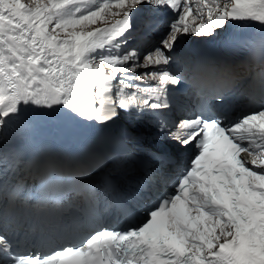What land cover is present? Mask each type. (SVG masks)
<instances>
[{
	"label": "bare ground",
	"instance_id": "6f19581e",
	"mask_svg": "<svg viewBox=\"0 0 264 264\" xmlns=\"http://www.w3.org/2000/svg\"><path fill=\"white\" fill-rule=\"evenodd\" d=\"M28 1L0 0V105L1 114L6 112L9 115L8 117L2 116L5 127H12L18 133L25 135L26 150L30 152L36 147V135L41 133L44 137L46 135L50 137L53 129L50 124L56 126L61 120L82 118V112L85 108L96 103L95 99L98 95H102L104 99L117 101L125 109L129 124H132L137 130H131L130 142H134L140 150L143 147H146V150L139 151L135 155V159L129 156L124 157L120 161L106 166L101 173L79 181V185L92 189L98 180L113 177L119 183L118 190L107 192L98 188L97 190L77 191L73 192V201H77L89 209H94L96 214H93L92 218L101 221L113 222L114 219L110 213L122 214L129 205L135 209L136 215L143 214V207L137 208L138 203H143V200L148 199L149 196L152 199L159 197L161 194L157 189L162 191L171 189L170 183L175 179L176 173L181 172L187 157L195 151L193 146L179 150L174 148L193 143L186 139L185 135H180L185 132L183 128L174 127L168 131L166 130L167 126H163V121L161 125L157 123V118H160L164 112L162 100L174 99V96L170 94L173 90L172 82L168 80L164 84L171 69L169 67L178 55H185L188 61L190 58V62H193L192 56L187 52V47L193 37H189L182 44L181 47L185 46L183 53L167 54L160 61L165 64L164 66L170 62L169 67L165 69L163 79L136 82L137 85L148 86L147 91L150 93L146 92V97L138 93L140 99L134 96L127 98L128 90L116 84L123 79L120 76V67L123 62L119 61L121 57L123 58V54L128 52L126 44L134 41L130 38L128 41H124V35L128 32H125V28L135 21V15L139 11L143 13L148 8H150L149 11L155 10V6L146 5L144 7L146 9H142L138 6L143 5L142 0H35L37 5L34 2V4L24 6L23 4ZM100 1L104 3L101 9H97ZM157 1V4L164 1L165 5L173 7V15H175L177 3L183 0ZM202 1L205 2L203 7L193 2L196 12L189 19L183 17V21L205 22L204 32L218 36H223L225 33L226 26L231 20L230 10L232 8H235V20L244 21L249 18L247 12L252 6L264 3V0H238V3L235 0ZM48 3L53 7L52 11L56 16L49 15L40 18L41 10L36 7ZM202 8L205 11L203 16ZM93 11L95 12L93 13ZM208 11L209 15L207 16ZM262 12H264V6ZM163 13L166 14L165 11H160V15ZM148 25L149 27L146 26L145 29L143 26L141 27L142 36L144 32L150 31L151 27L152 33L163 28L156 26L155 22L152 24L148 22ZM238 26L235 24L234 28L236 29ZM131 33L132 31H130ZM179 33L180 30L174 29L169 37ZM185 35L184 33L183 36ZM100 55H107V59L104 61H107L109 68L103 66L96 70V67H93ZM124 63L137 66L134 56H130ZM150 65V67H154L153 64ZM144 69L145 67L141 69L138 65L136 70L143 71ZM187 70L192 71L191 64ZM104 72L107 74L103 78L112 76L111 79L113 78L114 81V87L107 91H102L97 85V81L100 79L97 74ZM239 73L237 85L241 88H244L247 78H251L253 82L260 81L259 84L264 85V62L243 65L239 69ZM236 77L230 76L223 81L210 84L212 86L226 85ZM196 83L197 85L203 83L202 75L196 76ZM94 84H96L95 87H93ZM132 90L135 89L132 88ZM179 99L189 103L188 96H182ZM134 106L137 107V113L133 112ZM140 107L150 108V110L140 114L138 113ZM135 114H137L136 117L133 116ZM193 118L195 117L190 118L189 115L184 114L181 120ZM154 119L155 121H153ZM44 123L48 125L43 127ZM0 124L3 129V123L0 122ZM188 125L193 132L198 129V126L193 125L192 121ZM162 130L165 135L170 133L174 138L162 146L170 148L173 154L167 156L162 162L155 163L156 157L148 151V145H156L154 144L155 140L160 136ZM263 141L264 133H261L258 141L251 145V149L247 153L249 161L253 159L264 163ZM3 143L4 137L2 136L0 139V163L6 167H12L9 157L3 152ZM151 148L158 149V147ZM157 151L164 150L161 148ZM138 159H150L149 166L144 169L139 165ZM0 168H2L1 165ZM2 174L0 171V177ZM163 179L166 182H163ZM210 222L214 224L213 230L203 236L204 243L196 245V248L215 249L225 239V235L228 232L230 234L229 226L221 225L215 215L212 216ZM130 224L126 223L127 226Z\"/></svg>",
	"mask_w": 264,
	"mask_h": 264
},
{
	"label": "rangeland",
	"instance_id": "374dc122",
	"mask_svg": "<svg viewBox=\"0 0 264 264\" xmlns=\"http://www.w3.org/2000/svg\"><path fill=\"white\" fill-rule=\"evenodd\" d=\"M28 1V0H27ZM103 1V0H102ZM100 1L98 3L97 9H101V6L103 5L104 2ZM154 0H151V3ZM157 0H155L156 2ZM34 2H36L35 0H29L28 2H25L23 5L24 6H29L30 4H34ZM102 2V3H101ZM193 2H196L200 5V7H203V5H205V2L202 0H193ZM28 3V4H27ZM143 5H151V3L149 2V0H142L141 2ZM37 5V2H36ZM155 6H157L158 4L155 3ZM160 7V6H159ZM37 9L39 8L41 11L39 12L40 18L42 17H48L49 15H53L56 16L54 11H52L53 7L51 6L50 3L48 4H44L42 6H38L36 7ZM150 11V14H155L158 15L159 11ZM95 11H93L94 13ZM184 12V9L181 10L179 17L182 16ZM201 13L202 16L205 15V11L204 8L201 9ZM206 15H209V11L206 13ZM159 18L157 17H150L149 18V23H153L155 22L157 25L156 26H162L163 28L158 29L155 34L152 33L151 36L149 38H147L146 40H144V42L140 43L139 46H134V44H130L127 45L128 48V52L123 54V58L121 57L119 62H123L122 66L120 67V71H118V73H120V76L123 77V79L120 80L119 83H117V85H119L121 88L123 87L124 89H127L128 91V96L127 98H131V96H134L135 98H141L139 94L144 95L146 92H148V86L143 85L142 84H138L137 85V81H141V80H146L148 81L149 79H151V81H154L159 79L160 80V73H162L164 71L165 66L160 64L161 66H158L157 69H155V67H150V63L149 61L151 59H153L155 54L158 55H163L164 53H167L169 51H171V48L175 47V51L176 53H180V48H178L180 41H178V39H180V35L183 31H185V34H187L188 32H192L193 28H189L186 27V23H183L182 26L178 25V24H174L175 21L179 22L178 19H175V21L170 20V21H166V18H162L160 20H158ZM46 26V24H45ZM193 26V23L192 25ZM177 29L180 30V33L178 35H170L171 31ZM169 30V31H168ZM157 34H159L157 37H155ZM162 35V36H161ZM165 37V38H164ZM149 42V43H148ZM149 48V49H148ZM130 56H134L135 60L137 61V66L135 65H129V64H125L124 62L126 61V59H129ZM151 56V57H149ZM103 57V58H102ZM159 59H162L164 56H158ZM107 59V55L105 56H99L97 59V62L93 65V67H96V70L99 67H107L109 68V64L107 63V61L105 62L104 60ZM101 60V61H100ZM103 60V61H102ZM104 62V63H103ZM139 67L142 69L143 67H145V69L142 71H137V67ZM98 66V67H97ZM125 68V69H123ZM137 71V73H136ZM133 84V85H131ZM138 87V88H137ZM132 88H134L135 90H132ZM137 88V89H136ZM132 90V91H131ZM150 93V92H148ZM141 95V96H142ZM137 113V112H135ZM140 113V112H138ZM131 115V113H130ZM126 116V114H125ZM133 116H137V114L133 115ZM2 138V129H1V124H0V139ZM186 146H190V145H186ZM103 187V182L101 180L97 181L96 186L93 187V190H97L98 188Z\"/></svg>",
	"mask_w": 264,
	"mask_h": 264
},
{
	"label": "water",
	"instance_id": "95a60500",
	"mask_svg": "<svg viewBox=\"0 0 264 264\" xmlns=\"http://www.w3.org/2000/svg\"><path fill=\"white\" fill-rule=\"evenodd\" d=\"M190 148H191V147H190ZM191 152H192V151H191ZM192 154H193V153H192ZM192 154L187 158V161H186V162H188V160L191 158ZM181 167H182V166H181ZM181 171H182V168H181ZM180 174H181V172L178 171V172L176 173V175H175V178H178ZM161 196H163V194L160 195V196L158 197V199L161 198Z\"/></svg>",
	"mask_w": 264,
	"mask_h": 264
}]
</instances>
